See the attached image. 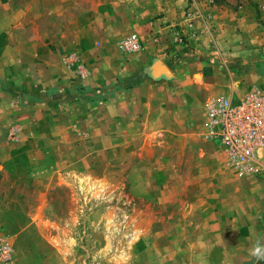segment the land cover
<instances>
[{"label":"rangeland","instance_id":"obj_1","mask_svg":"<svg viewBox=\"0 0 264 264\" xmlns=\"http://www.w3.org/2000/svg\"><path fill=\"white\" fill-rule=\"evenodd\" d=\"M4 1L0 243L11 249L0 264H264V169L242 173L217 151L221 166L210 187L221 197L213 196L202 231L187 199L199 155L186 134L174 154L185 182L179 200L162 209L132 191L135 154L79 151L73 125L83 116L65 106L88 115L112 99L120 105L123 91L141 81H176L170 96L189 111L196 137L215 149L206 137L208 100L264 90V0H185L186 8L182 0H56L64 1L65 12L51 14L40 5L30 24L2 17L30 0ZM133 35L139 50L126 45ZM158 60L171 69V79L152 77ZM150 149L144 154L152 156ZM228 211L231 218L241 215L235 243L232 230H218Z\"/></svg>","mask_w":264,"mask_h":264},{"label":"crops","instance_id":"obj_2","mask_svg":"<svg viewBox=\"0 0 264 264\" xmlns=\"http://www.w3.org/2000/svg\"><path fill=\"white\" fill-rule=\"evenodd\" d=\"M55 1L30 0L23 9H6L7 13L2 14V17L6 15L10 22L16 19L20 24L22 18H25L24 22L27 21L28 24L34 23L35 18H38L37 9L40 5L43 8L51 9V14L56 11L58 14L65 12L64 1H58L57 4ZM180 4L185 8L189 6L185 0H182ZM0 8H8L4 0H0ZM34 43H37V40ZM146 47L145 44L142 51L144 53L142 58L145 62L148 61L149 54H151V51ZM32 53L34 54V50ZM107 74L105 79L108 82L111 79L107 78ZM175 82L165 84L157 81L155 83L148 80L141 81L133 88L123 91L120 105L114 104V99H112L111 104L107 102L106 106L101 107L99 111L92 112L91 108L88 115H84L86 111H81L79 107L73 109L71 104L65 106H69L68 110L71 115L83 116V118L78 117L77 119L80 124L73 125L75 140H78L77 137H81V141L77 142L80 143L78 144L79 151H89L90 154L97 153L98 155L104 152L107 157L114 154L121 156L135 154L137 158L131 165L128 176L132 184V191L138 197L154 201L162 209L179 200L182 185L185 182V174L179 172L174 161V154L180 151L179 136L186 134V142L188 141L189 146L193 148L192 151L199 155L193 166L195 173L192 182L195 186L191 189L187 199L191 214L199 219L195 221V224L203 231L208 226L210 210L214 207L213 196L217 195L218 199L221 197L210 187V184L215 183L214 174L219 171L221 163L217 157L218 150L214 149L211 143L196 137V131L191 129V123L187 121L189 111L179 110L178 97L170 96L174 93L171 91L172 88L174 89V84H177ZM157 90L161 93L155 97L153 93ZM185 98L184 100H187V97ZM185 103L189 102L185 101ZM78 105L79 103L75 107ZM102 108L105 110L104 112ZM185 131H189V133ZM151 147L154 149L153 155L144 154V152H151ZM159 154L161 156H158ZM66 159L69 160V157H62L59 154V160L65 161ZM252 213L254 212L252 211ZM220 214L222 216V211ZM240 216L234 212L231 218V211H228L218 228L223 233L232 230L234 243L236 242V232L241 231ZM250 226L252 227V222H250ZM223 238L225 242L232 240L225 234H223Z\"/></svg>","mask_w":264,"mask_h":264},{"label":"built area","instance_id":"obj_3","mask_svg":"<svg viewBox=\"0 0 264 264\" xmlns=\"http://www.w3.org/2000/svg\"><path fill=\"white\" fill-rule=\"evenodd\" d=\"M141 49L136 35L126 44ZM206 137L227 163L242 173L264 169V90L243 95L232 92L208 100L205 106ZM8 244L0 243V257L10 253Z\"/></svg>","mask_w":264,"mask_h":264},{"label":"water","instance_id":"obj_4","mask_svg":"<svg viewBox=\"0 0 264 264\" xmlns=\"http://www.w3.org/2000/svg\"><path fill=\"white\" fill-rule=\"evenodd\" d=\"M150 73L155 79L165 78L171 79L173 77L172 71L162 61H155L150 67Z\"/></svg>","mask_w":264,"mask_h":264},{"label":"clouds","instance_id":"obj_5","mask_svg":"<svg viewBox=\"0 0 264 264\" xmlns=\"http://www.w3.org/2000/svg\"><path fill=\"white\" fill-rule=\"evenodd\" d=\"M259 253V249H257L256 251L253 252V255H258Z\"/></svg>","mask_w":264,"mask_h":264}]
</instances>
